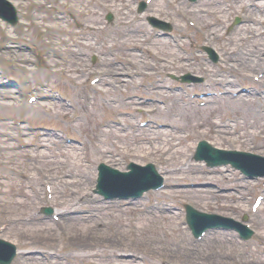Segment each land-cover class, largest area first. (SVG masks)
Wrapping results in <instances>:
<instances>
[{"label":"rangeland","instance_id":"obj_1","mask_svg":"<svg viewBox=\"0 0 264 264\" xmlns=\"http://www.w3.org/2000/svg\"><path fill=\"white\" fill-rule=\"evenodd\" d=\"M10 1L17 8L18 23L12 25L11 21L0 16V69L16 68L7 76H0V238L17 246V253L10 264H264V203L256 211L251 209L255 195L262 193L264 196V176L248 177L230 164L207 167L204 160L195 158L196 144L202 138L219 147L264 154V131L260 130L264 127L261 125L264 124V0H219L215 2L219 16H215V9L211 10L215 8L211 3L199 0V5L212 12V18L206 9L200 11L202 8L193 6L191 8L196 13L188 18V22L193 21L189 26L199 24L203 27H188L183 32L178 25L185 24L178 14L179 8L164 0H152L154 5L146 13L149 18L160 14L169 18V35L160 34V29L151 24L146 15L145 18L139 16V6L144 0H102L106 8L102 4L100 10L82 16L72 8L66 13L73 16L66 15L61 20L49 19L54 15L53 9L40 10L39 15H46L44 24L56 21L57 28L71 30L73 27L68 41L66 35L59 39L37 34L43 26L29 22L30 6L22 8L20 4L18 8L16 4L20 0ZM40 1L44 5L54 2ZM88 1L91 0H82L78 6ZM187 2L190 1L179 0L178 6L187 7ZM257 3L262 4L258 6ZM108 6L114 9L107 10ZM127 7L132 9L134 17L127 26L118 12L117 21H108V11L113 13L118 9L123 14ZM21 8L25 11V23L21 22ZM246 12L252 21L235 24L236 18H242ZM125 16L130 15L123 14L122 18ZM206 19L215 23V32L209 34L208 39L203 32L209 28L205 24ZM25 28L29 31L25 32ZM124 30L128 32L126 35H123ZM183 33L184 42L174 41ZM152 39L160 50L174 53L173 57L169 56L172 59L170 65L150 51L155 46L150 43ZM60 40L63 43H59ZM79 42L85 44L78 45ZM207 45L217 50L221 56L219 60L214 61ZM57 46L62 52L58 56L46 52L49 47L55 49ZM233 48L243 51L236 53L231 50ZM230 51H233L232 55ZM254 52L261 56L258 65H255L258 56ZM49 53L53 64L50 62L46 66L44 57ZM23 56L25 60L21 61ZM251 58L255 60L252 61L253 66L248 61ZM20 65H26L34 74ZM49 67L61 68L51 71ZM106 67L109 70L114 68L112 76L111 72H106ZM185 73L204 76V81L187 80L182 76ZM93 78L97 80L94 82ZM230 83L234 84L228 90L232 95L238 85L240 88L252 86L260 94L251 89L254 94L248 97L244 94L238 101H228L231 111L226 115L221 109L226 100L221 92L225 91L223 86ZM112 84L124 87L121 91L116 88L109 91L112 97H118L122 107H109L103 98L100 99L105 85ZM209 91L212 94H208ZM32 94L36 99L30 101ZM161 98L167 105L176 100L179 105L186 106V109H180V113L187 112L188 116L182 117L179 131L183 134L194 132L188 138V143H191L188 149L182 145L181 152L163 153L155 148L162 140L155 130L156 123L170 122L166 117L168 112L161 106ZM143 100H150L151 106ZM245 101L248 103L244 105ZM157 103L156 118L143 114L145 109L153 108ZM241 104L247 111L238 107ZM62 110L67 117L70 116L69 122L66 116L56 113ZM235 112L245 114L240 117L242 123H238L236 129L224 125L226 122L233 124L234 121L226 116L236 117ZM72 114L80 118L74 126L71 125ZM18 118L23 119L21 126L13 124V120L17 123ZM202 120L206 125L201 124L193 131L190 125ZM121 121L124 123L120 124ZM142 121L145 122L142 124ZM105 124L112 126L116 133L114 136L119 135L116 144L132 147L129 153L134 155L130 159L132 161L124 164L110 161L109 164L126 170L133 160L140 164L152 161L164 176L166 183L163 187L145 191L132 201H136L133 204L127 197L106 198L96 191L98 164L113 157L120 156L121 159L127 154L114 151L116 148L91 154L92 149L95 151L96 132L106 127ZM169 125L166 126L170 128ZM255 129L258 133L253 131ZM80 141L84 143L80 144ZM140 145L145 147L148 157L141 155L143 152L137 155L138 150L134 148ZM74 150H80L86 157L85 162L89 163L86 179L89 180L70 183V203L77 209L67 211L69 215H65L68 205L65 199L69 198L65 192H69L64 180L45 179L39 172L30 180L21 179L15 177L13 168H25L32 174L35 170L27 169V164H43L48 158L62 162L68 157L73 161L68 155ZM194 163L201 166L194 167ZM81 173L76 174L75 179H84ZM109 187L110 184L106 186L107 189ZM148 192L150 196L146 198ZM152 201H155L153 206H147ZM123 202L130 206L122 208ZM187 202L204 211L233 217L234 221L243 220V216L248 214L246 222L254 228V235L245 239L235 229L209 228L197 237L186 221ZM105 203L110 205L102 207ZM44 205L51 206L59 218H55L53 213H44ZM147 210L155 213L150 221L142 218ZM80 228L91 232L96 229L99 237L95 239L94 234L91 238V233L85 235L88 243L85 246L88 247L85 251L78 250L83 254L77 263L70 258H60L61 254L71 251L69 242L75 240V233ZM113 231H122L123 240L107 237ZM209 240L237 247L246 258L240 259L233 252H228V257L218 252L217 255L212 253L217 258L212 255L205 258V251L209 252ZM173 242H192L193 245L183 248L194 251L196 257L185 258L183 248H178L176 253L171 252ZM195 244L204 251L203 255L192 249ZM211 248L214 251V247Z\"/></svg>","mask_w":264,"mask_h":264},{"label":"bare ground","instance_id":"obj_2","mask_svg":"<svg viewBox=\"0 0 264 264\" xmlns=\"http://www.w3.org/2000/svg\"><path fill=\"white\" fill-rule=\"evenodd\" d=\"M82 0H54V2H49L48 5H44L42 1L40 0H20V3L17 1V7L20 8V4L22 6V8H26V6H30V11H29V16H30V20L29 22H33V23H37L39 24L40 26L42 25L43 27L41 28V31H37V34L41 35V36H46V37H57L59 39H62L63 38V35H66L67 36V41H68V38L71 34V31L73 30V27H71V30H68L67 28H57L56 27V24L57 22H50L48 24H44L43 23V20H45L44 18H46V15L45 17L43 15H39V12L40 10H46L47 8L49 10H52L54 11V15L53 16H50L49 19H52V18H55V19H60V18H63L65 17L66 15L69 16V17H72L73 14H67V10L69 11L70 9H75V10H78V15H88L92 12L95 13L96 10H100V5H105L103 3L102 0H98L97 2H92L91 1H88L86 3H84L85 5L83 6H78V4L81 3ZM145 1H148V0H145ZM150 1V0H149ZM189 1V0H188ZM153 1L151 0L150 2H147L145 5H146V8L144 9L143 7H139V12L138 14H141L139 16H142V17H146L147 16V19H149V16L148 14L146 13V11H149V9L151 8L152 5H154L152 3ZM165 3L167 4H173L174 6H177L179 8V12L178 14L180 15V18H182L181 20L185 21V24L183 23H178L179 25V30H181L182 32L183 31H186L188 27H195L197 29H199V27H203V26H200L199 24H197L196 26L194 25H191L189 26L188 25V22L186 21L188 17L192 16V14H195L196 13V10L195 9H192L191 7L195 6L196 7H199V8H202L200 9V11H203L204 9H206L208 12L209 11V8H204L203 6L199 5L201 2L198 1L197 2V5L196 4H193L191 3V7L190 9H187L185 8L186 6H182L183 8H181V5L178 6V3H179V0H164ZM206 3H211L212 6H214L215 8L211 9L212 11L214 10L215 12V16H219L218 15V12H217V6L215 4V2H220L219 0H206L205 1ZM51 3V4H50ZM76 4V6H75ZM108 4V3H107ZM204 4V3H203ZM258 6H261L262 3H257ZM156 5V3H155ZM211 7V6H210ZM9 8H12L13 12L12 13V17H9L7 14H8V10ZM22 8L20 9L21 10V13H22V17H21V22L23 23L24 19H25V11L22 10ZM96 8V9H95ZM105 8H106V5H105ZM114 9L113 7L110 8L109 6L107 7V10H112ZM119 13V17L122 19V21H125L126 23V26L132 22L133 18L132 17V9L127 7V9L123 12V14L125 15H130V16H125L124 18H122V12H120V10L118 11L117 10H114V12L112 13V11H108L106 17L108 19V21L111 20H114V21H117L119 18H116V14ZM48 13V12H47ZM202 14H204V12H201ZM46 14V13H45ZM201 14V15H202ZM146 15V16H145ZM0 16H3V18H6L7 20H10L11 23L10 24H16L18 23V19H19V16H18V12H17V8L15 6V4L12 2H8V0H0ZM198 16L200 18H202L200 16V14H198ZM212 12L209 13V18H212ZM243 17L241 18V23L242 22H251L252 21V18L250 19V14L249 12H246L244 15H242ZM88 17V16H86ZM136 17V16H135ZM152 19L151 21H155V26L159 27L160 29V33L161 34H164V30L166 28V26H168L166 23L168 22L167 20L169 18H167L166 16H162L161 14L160 15H155V16H151ZM150 17V18H151ZM241 17V16H240ZM141 18V17H139ZM66 19H69L68 17ZM264 19V17H263ZM61 20V19H60ZM64 20V19H62ZM88 20V19H87ZM28 22V21H27ZM96 23V21H93ZM239 22V23H240ZM25 23V22H24ZM199 23V22H198ZM207 25H209V28H207V30L203 31L204 34H205V37L208 39V37L210 36L209 34H213V32H215V29L213 28V26L215 25L214 22H209L207 19H206V23ZM27 25V24H26ZM88 26V24H86ZM141 25H143V23H141ZM100 26V25H98ZM242 26V25H241ZM240 26V27H241ZM165 27V28H164ZM27 28V27H26ZM24 29L25 32H28L29 29ZM85 28V27H83ZM65 29V30H64ZM167 29V28H166ZM108 32L107 33H110L109 30H107ZM128 32L124 30L123 32V35H126ZM111 34V33H110ZM109 34V35H110ZM158 34V33H157ZM203 34V33H202ZM113 35V34H111ZM183 34H180L179 35V38H176L174 41H177L178 43H180L181 41L184 42V38H183ZM162 39V38H161ZM59 43H63V40H60ZM151 44L155 45L157 48L152 47L150 48V51L154 52V54L156 55L157 58H160L161 60H166L168 62V64L170 65L172 63V59L170 60L169 56H174L173 52H169V53H165L163 50H160L158 45H156V43H154V40L152 39L150 41ZM79 44H85L83 42H79ZM254 46H256V44H253ZM210 45H207V47H209ZM8 47V46H6ZM19 48H21L20 46H17ZM69 47V46H68ZM67 47V48H68ZM257 47V46H256ZM60 50L59 47H55V49H53L52 47L50 48L49 47V50H47L46 52H51V55H57L58 54H61L60 53ZM233 51H235L236 53H241L243 50H237L235 48L231 49ZM254 50V49H253ZM233 51L231 52V55L233 53ZM209 52V51H208ZM173 53V54H172ZM255 53V52H254ZM2 54V53H1ZM46 54V53H45ZM250 54V53H249ZM3 55V54H2ZM256 56H258V59L257 61L255 62V60L253 58L249 59L248 61H250V65L253 66L252 64V61L255 62V65H258L259 62L261 61V56L257 55L255 53ZM61 56V55H60ZM12 57V56H11ZM47 57V58H46ZM46 59V66H49L50 65V62L52 63L53 61V58L50 57V53L47 54L45 57ZM13 59H17V58H13ZM22 60H25V57L23 56L21 59ZM164 63V62H163ZM21 64V62H20ZM53 64V63H52ZM24 70H28L30 74H34L32 70H29V68H27L26 65H20ZM231 66V65H230ZM7 67V66H6ZM61 68V67H59ZM59 68L55 67V68H52V67H49V69L51 71H57L59 70ZM65 69V67H63ZM107 71L106 72H111V76L113 75V71H114V68L112 70H109L110 68L109 67H106L105 68ZM13 72V71H16V68L14 67H11V66H8L5 70H1L0 69V76H7L8 72ZM26 72V71H25ZM24 72V73H25ZM182 76L186 79H196L198 80V77L195 75V74H192V73H185V74H182ZM233 80V79H232ZM10 86H12V84L10 83ZM234 86L233 83H230L228 85H224L223 88L225 89V91L223 93H221L222 97H224L226 100H225V103L222 105L221 110L222 112H224V114H228L230 113L231 111V107L229 106V103L228 101H238L242 96H244V94L248 97L252 94H254V91L257 92V89H254L252 88V86H248V85H243L244 86V90L240 88V86L238 85V87H234V91H236V95L235 94H231L232 92L229 93L228 90L231 89V87ZM116 88L117 90L121 91L123 90V86L120 84L119 86L115 84L113 85H105L103 91H101L102 93L100 94V99L103 98L102 101H104L107 106L109 107H116V108H119V107H122L123 104L121 102H119V99L118 97H112L113 95H110L109 91H114V90H111V89H114ZM250 88V89H248ZM251 89H253L254 91H252ZM91 90H95L94 88H92ZM108 91V92H107ZM229 93V94H228ZM258 94H260V92H257ZM228 94V96H227ZM96 97V96H95ZM162 99V98H161ZM30 101H33L32 99H30ZM154 101V100H153ZM118 102V103H116ZM142 102H147L148 104H150V100H143ZM163 103L162 108L164 110H166V112H168L169 115H166V117H168L170 120V122H166V121H163L162 123H156L155 126H157V128H155L156 132H158V137L159 138H162V140L158 141V144L155 146V148L158 150H162L163 153H167L168 151H171L172 153H175L176 151H182L180 146L184 145L186 149H188L190 146H191V143H188V138L190 137V135H192L194 132H187L185 134L183 133H180L179 131V127L181 126V119L183 116H188L187 112L186 113H180V109H186V106L183 104V105H179V103L176 101V100H173V101H170V104L167 105V103H165V100L162 99L161 101ZM116 103V104H115ZM246 103H248L247 101H245L243 104L245 105ZM65 105H67L66 103H64ZM156 104V103H155ZM35 105V104H34ZM188 105V104H186ZM244 105H239L238 107L244 111H247V108L244 107ZM151 106V104H150ZM160 106V107H161ZM177 106V107H176ZM184 106V107H183ZM228 108H227V107ZM147 107V106H146ZM146 107H143V108H146ZM176 107V108H175ZM167 108V109H166ZM236 109V108H235ZM159 110V105L157 103V106L153 107V108H148V109H145L143 114L146 113V114H149V117H151L153 119V117L156 118V114L155 112ZM242 111V112H244ZM123 112H130V111H123ZM242 112H235V115L236 117H232V116H226L227 118L229 119H232L234 122L233 124L231 125L229 122H226L224 125H228L229 127L231 126L232 128H237L238 126V123H242L240 122L241 121V118L240 117H244V113ZM57 114H62V116H66L64 111L62 110V112H56ZM68 113V112H67ZM69 114V113H68ZM74 117V119L72 118L71 120L73 121V123L71 124L72 126L76 125L78 120L80 118H78V116L76 115H71V117ZM70 117V116H69ZM69 117L66 116L67 118V121L69 122ZM240 119V120H238ZM18 122L16 123L14 120H13V124L15 126H21V123H22V120L21 118H18L17 119ZM16 120V121H17ZM244 121V120H243ZM112 122H115L114 120H112ZM123 122V121H122ZM205 122V120H202L200 121L198 124H191L190 126H192V130L195 131L196 130V127H199L201 124L203 126H205L206 124H203ZM124 123V122H123ZM121 124V123H120ZM147 125L149 123H146ZM171 124V125H169ZM166 125H169L170 128ZM254 126V124H252ZM251 125V126H252ZM261 125H264L263 123H261ZM104 126L106 127H101L97 130L96 132V136H95V139H96V143H95V151L92 149L91 151V154L94 155V153L96 152H99V151H108V150H112L114 148H116L114 151H120V153H127L124 157H122L120 159V156L119 157H113L111 159H108V162L107 161H103L105 164L106 162L107 163H126L127 161H129L132 157H134V155L132 153H129L133 148L132 147H127V144H124L122 145L120 143V141H118L120 143V145L116 142L115 140H117V137L119 136L118 134L117 135H113V134H116L113 130H112V126L109 125V124H105ZM154 126V125H152ZM202 126V127H203ZM31 127V125H30ZM161 127H164V129H162ZM242 127V126H241ZM260 128V127H258ZM260 130H263L264 131V127L263 128H260ZM249 131V130H248ZM255 133H258V131L256 132V129L253 130ZM140 142V140H138ZM84 142L80 141V144H83ZM71 147H75L74 145H70ZM94 148V147H93ZM135 150H138V153L137 155H139V153L143 152L141 155H144L147 156V152L145 151V147L143 145H140L138 146V148H134ZM238 149V148H237ZM242 152V151H241ZM163 153L161 154V157L163 156ZM35 155V154H34ZM224 155H230L232 158H235L237 159V156H240L241 158L243 159H246V158H250L251 154L249 153H246L244 154L243 152L241 154L239 153H233L231 151H226L224 149H221L220 147L214 145L212 142H209L207 139H201L197 144H196V151H195V158L198 159V160H204L207 164V167H212V166H216V165H225V164H230L231 166H236L234 163H231V161L227 160ZM70 158H73V161H71V159H67L66 160H61L62 162H60L59 160H54L53 158H48V160L46 162H44L43 164H38V162H31L29 164H27V169H34L35 170V173H28L27 170L25 168H13L14 169V172H15V177H19V178H23V179H28L30 180V178H34L35 177V174H37L38 172L40 173V176L42 178H45V179H56L57 181H62L64 180L65 181V186H66V190L69 192H65V194L68 195L69 198H66L65 201L67 202L68 205H66V209H65V215H69V213L67 211H73V210H76L77 207L75 208H72V203H70V199H71V187L69 186L70 183L72 182H77V181H86V180H89V179H86V176H87V171H88V167H89V163H86L85 160L86 157L85 156H82L81 154V151L80 150H74L72 152H70V154L68 155ZM183 156V155H182ZM148 157V156H147ZM146 157V158H147ZM145 158V159H146ZM182 158V157H181ZM169 159V157H168ZM183 159V158H182ZM197 160V161H198ZM110 161V162H109ZM132 161V160H130ZM134 161V160H133ZM182 161V160H181ZM116 164H114V167H117L115 166ZM111 165V164H110ZM73 168H72V167ZM113 166V165H112ZM194 167H200L201 165L199 163H194L193 164ZM233 166V167H234ZM264 168V160H263V164L259 165L257 167V170H262ZM38 170V171H37ZM69 173V176H67L66 174ZM82 172V173H81ZM104 172L105 170L101 168V165H100V181L103 180V176H104ZM78 173H81V178H82V175H83V178L84 179H80V178H76V174ZM2 174H0V177H1ZM75 175V176H74ZM260 175V174H259ZM109 176V174L105 175ZM20 179V180H21ZM57 183V182H56ZM77 184V183H76ZM102 187H104V185L102 184L101 185ZM98 189H100V187H96ZM136 190V187H132V188H128L126 191H125V194H122L119 196V198H122V197H131V194H129V190ZM205 190V189H203ZM146 195V194H145ZM72 196H74V194H72ZM150 196V192L147 193V195L145 196L146 198ZM116 197H118L116 195ZM141 197V196H140ZM134 199L136 198H129L128 199V202H130L131 204L135 203L136 201L132 202ZM140 200H143L140 199ZM138 201V200H137ZM155 201H152L151 203H148V205L150 206H153ZM264 203V202H263ZM110 204L109 203H105V204H102V207H105V206H109ZM99 208H100V205L98 204ZM130 204H125L124 202L122 203L121 207L122 208H125V207H129ZM146 206V207H147ZM71 208V209H70ZM44 213H48V211H45L43 210ZM39 216V215H38ZM155 216V213L152 212V210H147V212H145V215H142V218L143 219H149L150 221V217H153ZM38 218V217H37ZM214 223V222H213ZM192 226L194 227V230L196 229V226L194 224H192ZM69 228V226H68ZM139 229V228H138ZM137 229V230H138ZM141 232V231H139ZM92 234L91 238H93L94 234L96 235L95 236V239H97L99 236V234L97 235V230H93L92 232L91 231H88L87 229H82L80 228L78 230V232H76V236H75V240L69 242V247L72 248L71 251L69 250L68 253H63L61 254L59 257L60 258H63V257H66V258H70V260H72L73 262H78L80 261L79 258H80V255L83 254L82 252L79 253L78 250H83L85 251V249L88 247V246H85V244L87 245V241L85 239V235H89V234ZM71 234V233H70ZM183 234H185V232H183ZM115 241H122L123 238L122 237V231H113L111 233V235H108L107 237H109ZM192 242H187L186 244L182 243V242H173L172 243V246H170L171 248V252L173 253H176L177 250H179L178 248H186L190 245H193L191 244ZM207 245H209V252L208 251H205V254H204V251L200 248V246L198 244H195L192 249L195 250V252H197L198 254L200 255H203L204 256H207L205 258H209L211 257L212 253H215L216 255L218 254V252H220L222 254V256H226L228 257V252H233L234 255H237L238 258L242 259V257L246 258L245 253H241L239 252V250H237L236 248L237 247H232L231 245L228 246L227 244H223V243H216V242H213L211 240H209V242L207 243ZM214 247V251L212 250L211 247ZM183 248V249H184ZM185 251V249H184ZM242 251V250H241ZM178 252V251H177ZM184 256L185 258L186 257H196L194 254V251H185L184 252ZM239 253V254H238ZM216 255H212L214 258H217ZM53 256V253L50 255V258H52ZM51 261H54L53 259H51ZM52 263V262H51Z\"/></svg>","mask_w":264,"mask_h":264}]
</instances>
